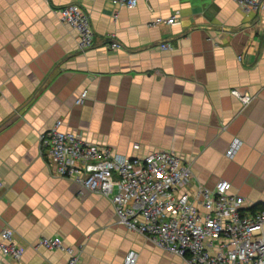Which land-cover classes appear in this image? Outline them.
<instances>
[{
	"label": "crops",
	"instance_id": "obj_1",
	"mask_svg": "<svg viewBox=\"0 0 264 264\" xmlns=\"http://www.w3.org/2000/svg\"><path fill=\"white\" fill-rule=\"evenodd\" d=\"M68 3L90 17L87 49L59 19ZM261 3L245 12L234 0H0V228L23 249L20 263L0 253V264H65V251L34 247L42 236L80 247V264H124L130 251L135 264H186L118 224L107 197L52 175L39 136L57 119L128 157L180 155L189 191L224 179L249 211L264 206ZM233 88L252 101L243 105ZM234 138L242 143L229 158Z\"/></svg>",
	"mask_w": 264,
	"mask_h": 264
},
{
	"label": "built area",
	"instance_id": "obj_2",
	"mask_svg": "<svg viewBox=\"0 0 264 264\" xmlns=\"http://www.w3.org/2000/svg\"><path fill=\"white\" fill-rule=\"evenodd\" d=\"M133 7L137 0H111ZM245 12H258L261 0H234ZM59 19L77 32L78 48L93 42L90 17L77 3L57 11ZM175 17H157L154 24L173 23ZM112 48L120 44L112 41ZM170 48L167 43L160 45ZM243 105L253 97L231 89ZM87 90L75 98L83 104ZM62 120L39 136L41 155L52 175L68 179L87 191L107 197L118 224L143 236L153 245L184 259L186 264H264V209L249 211L245 199L232 191L231 182L218 180L213 187L199 184L189 191L190 163L169 150H152L140 157H128L109 146L88 140L73 130H62ZM234 138L225 155L232 158L241 145ZM4 181L0 175V187ZM34 247L60 249L68 254L65 264H80L81 249L65 245L60 237L42 236ZM0 253L20 263L23 249L9 228H0ZM130 251L124 264H135Z\"/></svg>",
	"mask_w": 264,
	"mask_h": 264
},
{
	"label": "trees",
	"instance_id": "obj_3",
	"mask_svg": "<svg viewBox=\"0 0 264 264\" xmlns=\"http://www.w3.org/2000/svg\"><path fill=\"white\" fill-rule=\"evenodd\" d=\"M264 209V206L260 205V204H255L253 206L250 207V211L254 212L256 210H261Z\"/></svg>",
	"mask_w": 264,
	"mask_h": 264
}]
</instances>
